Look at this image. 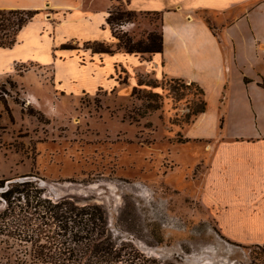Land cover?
<instances>
[{"label": "rangeland", "instance_id": "rangeland-1", "mask_svg": "<svg viewBox=\"0 0 264 264\" xmlns=\"http://www.w3.org/2000/svg\"><path fill=\"white\" fill-rule=\"evenodd\" d=\"M8 1L27 3H1ZM125 1L49 0L90 12L106 9L107 27L135 42L160 32L158 13H125L111 27L110 12L131 11ZM26 9L38 13L12 47L0 48V264H38L41 244L64 241L63 226L73 223L52 216L69 209L68 202L95 206L102 215L91 225L99 233L96 244H131L176 264H264V243L248 244L251 234L243 230L244 222L264 228V198L212 199L211 140L187 135L202 113L193 114L203 96L198 89L145 74L134 57L115 53L117 44L97 40L98 29L80 28V12ZM94 43L112 52L94 51ZM119 60L131 74L138 72L136 88H114L129 76L115 64ZM262 104L242 102L240 109L264 131ZM236 208L254 216L235 227L231 219L241 218L231 217ZM216 219L243 243L224 236Z\"/></svg>", "mask_w": 264, "mask_h": 264}, {"label": "crops", "instance_id": "crops-1", "mask_svg": "<svg viewBox=\"0 0 264 264\" xmlns=\"http://www.w3.org/2000/svg\"><path fill=\"white\" fill-rule=\"evenodd\" d=\"M1 1L0 9L69 7L73 13H81L75 19H82L80 28L86 33L98 29L101 35L98 39L93 38L109 45L117 44L111 28L105 23L106 9L90 12L89 8L88 11L74 9L78 6L68 4L50 5L49 0L38 3L36 0L17 1V4ZM125 6L137 13L160 15L163 47L161 52L152 53L147 58L121 49L115 53L134 57L146 70L145 74L193 82L203 90L206 109L197 116L187 135L211 140L207 146L212 152L209 168L211 182L216 183L212 199L253 201L264 198V131L252 127L250 117L240 109L242 102L248 101L251 105L264 103V0H127ZM203 14L208 17H202ZM65 21L60 22V27ZM83 21L86 23L82 24ZM132 25L130 30L135 27ZM115 53L104 55L113 56ZM117 63L129 76L127 83H122L119 78L114 88H125V92L136 88L138 72L131 74L125 62L119 60ZM224 105L229 107L225 109ZM261 111L262 107L257 110ZM234 213L231 217H241L231 219L235 227L244 222V216L250 215L237 208ZM217 222L224 236L243 243L230 237L219 219ZM244 225L243 230L251 234L248 244L264 243V228L257 231L252 225L245 222Z\"/></svg>", "mask_w": 264, "mask_h": 264}, {"label": "trees", "instance_id": "trees-1", "mask_svg": "<svg viewBox=\"0 0 264 264\" xmlns=\"http://www.w3.org/2000/svg\"><path fill=\"white\" fill-rule=\"evenodd\" d=\"M38 10L29 9H0V47H12L19 31L28 23ZM129 16L132 11H122L114 16L110 12L107 23L114 29L118 21L122 22L124 14ZM113 24V25H112ZM113 32V31H112ZM114 34V32H113ZM118 43L116 50L122 49L128 53H148L161 52L163 40L161 32H150L146 40L133 41L127 34L115 35ZM98 45L97 47L95 46ZM94 51L111 53L112 49L106 47L103 43H94ZM195 86L201 96L203 90L195 83H190ZM203 96L200 101V106L196 107L193 114L203 112L205 110V102ZM67 200L61 201L63 204ZM61 203V204H62ZM60 202L55 204L56 207H61ZM70 204L69 209L61 211V215L52 217H65L67 222H72L73 226L67 229L63 226L64 241H59L58 244H41L37 249L39 256L38 264H176L166 261L162 258H157L153 255L144 253L142 250L131 244H96L99 233L91 226L96 224V219L103 221L102 215L97 216L92 207L83 206L77 208Z\"/></svg>", "mask_w": 264, "mask_h": 264}]
</instances>
